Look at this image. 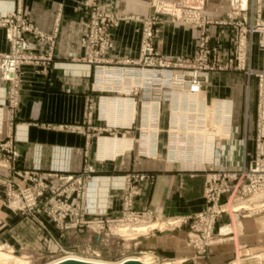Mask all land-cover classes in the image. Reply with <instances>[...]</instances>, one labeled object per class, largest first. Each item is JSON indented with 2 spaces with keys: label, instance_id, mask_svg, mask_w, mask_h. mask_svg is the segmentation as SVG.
Returning a JSON list of instances; mask_svg holds the SVG:
<instances>
[{
  "label": "crops",
  "instance_id": "obj_1",
  "mask_svg": "<svg viewBox=\"0 0 264 264\" xmlns=\"http://www.w3.org/2000/svg\"><path fill=\"white\" fill-rule=\"evenodd\" d=\"M90 2L91 0H21L19 4L18 0H0V14L18 6L41 31L55 34L54 58L51 63L21 65L19 104L14 111L8 102L12 85L10 81L2 78L0 72V138L18 136L16 143L22 154L17 161L20 168H36L45 173H77L81 171L85 159L93 164L95 171L88 180L87 190V200L91 203L88 217L118 216L122 199L121 192L112 189L114 182L120 181L123 173L137 170L148 171L152 175L149 182L143 183L142 194L136 197L137 209H152L159 218L194 214L202 210L205 207L204 170L212 166L195 163V159L188 158L185 150H180L188 145L190 133L198 131L193 128L183 131L180 125L175 128V120L172 121L175 126H172L174 130L170 138L167 141L165 136L161 147V133L167 132L168 114L167 107L165 111L162 107L158 127V100L144 103L146 106L143 108H149L155 115L143 118L145 123L142 125L143 132L139 141H135L131 150L127 147L116 157L108 156L112 150L110 146L117 145L116 139L105 138L102 157H108L102 158L99 156L100 132L76 131L68 127L84 121L88 98H93L96 103L93 123L97 126L106 124L105 120L99 118L98 102L103 92L94 88L95 68H88L78 60L86 53L83 41L86 29L83 22L88 18ZM150 2L151 0H100L105 10L123 15L119 25L111 32V43L106 53L110 60L136 59L140 56L143 19L152 15ZM205 7L210 16L225 18L229 12V0H207ZM160 17L161 23L156 28L155 47L167 56H193L198 43V30L189 25L173 23L166 16ZM224 35V48L231 52L233 44L229 32L225 30ZM28 37L34 40L33 35ZM49 46L48 41L40 42L33 52L44 54ZM9 50L10 43L5 29L0 27V52ZM254 63L259 66L257 62ZM232 74L235 76L233 80L224 82L213 77L212 84L215 87L221 86L218 97H229L233 100L235 112L237 98L240 96L238 85L248 78L250 87L251 78L242 70H235ZM210 87H207V96ZM104 93L115 94L112 91ZM192 96L191 99L197 100L195 102L199 116L196 120L201 122V116L205 117V127L199 128L204 139L207 141L213 138L215 141L218 137L226 136L221 142L219 166L232 169L249 162L254 156L255 126L248 132H243L242 128L235 129L231 118L233 114L228 115L225 108L227 101L214 99L209 107L202 102L204 97L198 90ZM132 103L133 107L137 106L134 101ZM103 105L106 114L113 117V112L110 111L111 98H105ZM128 106L127 100L124 107L118 106V109L126 111ZM164 112L167 118L165 125H162ZM125 114L129 118L130 112ZM139 123L137 121L131 129L128 125L118 128L116 132L128 141L130 135L140 134ZM104 133L108 135L111 131ZM201 160H206L205 156ZM0 172L6 175L9 170L0 167ZM46 178L49 181L56 179L48 174ZM5 196V186L0 181V231L3 228L5 231L0 242H3L14 226L25 223V219L18 213L4 206ZM41 219L49 230L54 229L52 220L46 216ZM28 221L36 229L41 227L32 219ZM240 228L238 233L235 222L227 215L220 219L216 225V234L228 240L211 248L206 256H196L190 249L185 228L162 234L154 231L143 239V245L138 248H153L164 259H181L186 264H221L231 261L238 264H264V212L241 217ZM3 244L10 245L8 241Z\"/></svg>",
  "mask_w": 264,
  "mask_h": 264
},
{
  "label": "built area",
  "instance_id": "obj_2",
  "mask_svg": "<svg viewBox=\"0 0 264 264\" xmlns=\"http://www.w3.org/2000/svg\"><path fill=\"white\" fill-rule=\"evenodd\" d=\"M20 1L18 0V3ZM206 2L207 0H151L152 15L143 19L140 56L136 59L126 58L116 61L110 60L106 53L110 47L112 29L119 25L123 15L116 11L105 10L100 0H91L88 18L83 22L86 29L83 40L86 53L78 60L88 68H95L94 88L103 92L98 102L99 118L105 120L106 124L97 126L93 123L96 103L93 98H88L84 121L68 127L76 131L100 132L98 139L100 157H102L105 138L116 139L117 145L110 146L112 150L108 155L116 157L127 147L131 150L136 141L133 135L127 141L126 137L116 132L117 129L126 125L131 129L139 121L141 138L142 125L145 123L143 118L149 115V111L143 106L140 107V102L158 100L160 106L158 127L161 109L164 102L167 104L168 139L174 130L172 126L180 125L183 131H188L190 128L198 131L197 134L191 131L190 142L197 136L196 140L202 139L201 145L206 146L204 137L199 132V128L206 125L205 117L201 116V122L196 120L199 113L196 110V98L191 99L193 92L198 88L207 91L210 72L234 67L244 71L249 77L254 74L257 78L253 158L232 169L220 167L219 149L222 141L221 137L217 136L212 145L215 151L213 156L207 160H200L199 156L194 160L195 163L212 166L204 170L205 207L194 214L159 218L152 209H137L135 198L142 194L143 183L149 182L152 178L150 172L137 170L123 173L120 181L114 182L112 189L120 191L122 199V208L118 216L88 217L91 203L87 200V186L90 176L95 171L93 164L85 159L81 171L77 173H45L36 168H20L17 161L22 154L16 143L18 136L14 135L7 139L0 138V167L9 170L6 175L0 172V181L5 186L6 207L38 222L46 231L49 229L41 219L42 216L52 220L61 230L89 228L98 235L109 230L111 233L124 236L120 229L129 228L136 233L138 232L136 229L142 223L146 222L149 226L153 221H163L167 226L164 229L157 227L149 231L177 230L187 226L188 246L198 256L205 255L211 248L228 240L226 237L217 236L218 221L226 214L232 221V215L240 214L242 217V212L249 211L230 210L229 204L243 202V197L264 193V0H229V12L225 18L210 16L206 12ZM160 16H166L173 23L189 25L198 30V43L193 56H167L155 47L154 40L156 28L161 23ZM0 27L5 29L10 43L8 52H0V72L2 78L10 81L12 85L8 102L11 110L14 111L19 104L21 65L51 63L54 58L55 34L41 31L18 6L0 14ZM225 30L229 32L233 44L231 52L224 48ZM28 35H33L34 40H30ZM257 35H261L263 39L260 64L255 67L253 48ZM44 41L50 42L45 53H34L38 43ZM105 91H112L115 94L104 93ZM108 97L112 100L110 111L113 112V117L111 114L108 116L103 108V102ZM215 99L231 100L233 114L234 104L231 98L216 97ZM127 100L129 106L126 111L122 108L118 109V106L124 107L122 102ZM213 100L209 102L207 96L202 102L211 104ZM132 101L139 107L135 115L130 107ZM127 111L130 112L129 118L125 114ZM174 118L177 119L175 125L172 124ZM231 118L233 122V116ZM107 130H110L111 134L106 135L104 131ZM183 133L186 136V133ZM207 144L212 143L208 141ZM47 174L53 175L56 179L49 181L46 178ZM261 209L263 211L264 206ZM171 221L178 222L171 224ZM140 235H136L131 240H137ZM145 252L153 253L154 264H161L162 257L155 250L140 251V254L143 255ZM65 254L73 253L65 252ZM165 262L177 263L171 259ZM184 262L185 260H180V263Z\"/></svg>",
  "mask_w": 264,
  "mask_h": 264
},
{
  "label": "rangeland",
  "instance_id": "obj_3",
  "mask_svg": "<svg viewBox=\"0 0 264 264\" xmlns=\"http://www.w3.org/2000/svg\"><path fill=\"white\" fill-rule=\"evenodd\" d=\"M262 39L263 38L261 35L255 36L256 44H254V48H253L254 49L253 50V62L255 61L257 62V64H260L259 59H260V53H261ZM254 66L258 67L255 65V63H254ZM235 70H238V69H235L233 67V68H228V69H217V70L210 72L208 86L209 87L211 86L213 89L210 87L209 89L210 91L208 92L209 102H211L213 99L218 97L219 96L218 94L221 91L220 85H216V87L213 86L212 84L213 77L219 79L218 81H224V82L228 81L229 82L233 80L232 79L233 77H235L232 74ZM249 78H251V80H249L250 87H249L248 78H247V81H245L243 84L238 85L237 89H238V92L240 93V96L239 98H237L235 112H233V123H234L233 127H235V129L242 128L243 132L244 131L248 132V130H250L253 125L254 126L256 125L255 123H256V103H257V95H256L257 78L254 74H252V76H250ZM195 92L196 91H194L193 93ZM198 92L204 98L207 97L206 95L207 91L203 89H198ZM207 105L209 107L211 106L210 104H207ZM163 107L165 111L167 107V104L165 102L163 104ZM166 118H167L166 113L164 112L163 118L161 121L162 125H165ZM140 135L141 133L140 134L136 133L135 135L137 142L139 141ZM165 136L167 139L168 132L165 133L163 131L161 133V147H163ZM130 137L132 136L130 135ZM224 137L226 136L221 137V141ZM203 165L208 166V164H203ZM4 202H5V199H4ZM260 202H261V198L259 197H255V196L244 197L243 202L229 204V209L232 210L234 208V210H242V209L249 210V211L242 212V215H243L242 217H245L248 214L249 215L259 214V213L264 212V210L261 211L262 209L259 207L258 203ZM4 206L6 207L5 204ZM19 216L22 219H25L23 220L25 223H21L22 225L20 224L18 226H14V228L10 232L7 231L8 233L4 237L3 242H0V253H4L12 257H15L17 259L23 260V262H26L27 264H51L57 260H60L68 256H74V257L81 258L84 260L86 259V260L97 261V262H102V263H109V264H117L118 262L123 261L128 258H144L146 254L141 255L140 251H149V250H154V249L153 248H138L140 245H143V239H145L146 237H149V235L153 233L154 231H158L159 233L162 234V233H171V232L179 230L177 229V230L149 231L150 229H148L147 231L142 232V233L141 232L133 233L129 229V231H127L126 234H123L125 236L124 237L120 234L111 233L109 230L99 235L94 230H91L89 228H71L68 230H61L52 221L55 226L54 229L52 228L49 231H46L42 227H39V229H36L35 225H33L32 223H30V221H28V220H31L30 218L23 217L20 214ZM170 217H177V216H170ZM240 219H241L240 214L235 215V216L232 215V220L235 222V229L238 233L239 231H241ZM154 223H155L154 228H157L158 221H155ZM0 227H1V224H0ZM162 227L163 226H160L159 228L161 229ZM186 227L187 226H184L182 228L183 229L185 228L186 234H187L188 229ZM3 233H5L4 228L3 230L0 231V237L3 236ZM136 235H140V236L137 238V240L132 241L131 238H135ZM6 241H8L11 246L3 244ZM65 252H71L73 254L67 255L65 254ZM207 254L208 253H206L205 255H201V256H206ZM148 255L149 254H147L146 257H149ZM171 260L176 261L177 263L175 264H186V262L180 263L181 259H171ZM150 261L152 262V258H150ZM165 261H168V259L164 260V258H162L161 264H173L171 262L169 263ZM203 264H209V263L204 262ZM221 264H238V263L231 261L229 263H221Z\"/></svg>",
  "mask_w": 264,
  "mask_h": 264
},
{
  "label": "bare ground",
  "instance_id": "obj_4",
  "mask_svg": "<svg viewBox=\"0 0 264 264\" xmlns=\"http://www.w3.org/2000/svg\"><path fill=\"white\" fill-rule=\"evenodd\" d=\"M198 89H201V88H198ZM196 91V90H195ZM152 101V100H151ZM220 101H227V104H226V106H225V108H227L226 109V111H227V113H228V115H229V113H231V115H232V104H231V102L229 101V100H220ZM150 101H144L143 103L142 102H140V107H144V106H146L144 103H149ZM122 103H124V105H125V102H122ZM118 104H119V102H118ZM137 104V103H136ZM222 105V104H221ZM130 107L133 109V113H134V115L138 112V106H134L133 107V103L131 102L130 103ZM144 109H146V110H148L149 111V108H144ZM230 109V110H229ZM219 111V110H218ZM218 113V112H217ZM152 115H155V113H151L150 111H149V115L148 116H145V117H148V118H150ZM227 115V116H228ZM202 116H204V115H202ZM219 116L221 117V115L219 114ZM180 120V119H179ZM203 120H204V117H203ZM175 121H177V119H175ZM179 123V122H178ZM175 128H178V126H176ZM180 128V127H179ZM199 132H201V131H199ZM202 133V132H201ZM195 134H197V133H195ZM231 134V133H230ZM202 137H203V134L201 135ZM196 137L197 136H195V140L194 141H191L190 142V140H189V143H188V145H186V147H184V148H181L180 150H185L187 153H186V155L188 156V158L189 159H198V157L200 156L201 158H200V160L201 159H203V157L205 156V159L207 160V159H209V158H211V156H213V152H215L214 151V148L212 147V145H213V141H214V139L212 138V139H209V140H205V139H203L204 140V144L206 145V146H202L201 145V143L203 142L202 141V139L200 140V141H202V142H200L199 141V139H197L196 140ZM229 137V136H228ZM180 139H183V137L181 138L180 137ZM185 139V138H184ZM191 139V138H190ZM208 141H211V143L212 144H207L208 143ZM194 144V145H193ZM175 150H173V152H174ZM202 153H201V152ZM252 196H255V197H259V198H261V202L260 203H258L259 204V207L260 208H262L263 206H264V193H260V194H253ZM244 198V197H243ZM262 202H263V204H262ZM232 206V205H231ZM241 207H243V206H241ZM241 207H240V209H241ZM228 208H229V206H228ZM234 209V208H233ZM237 209V208H236ZM239 209V208H238ZM155 221H153V222H151V224L149 225V226H147V224L148 223H142V224H144V225H142V226H140V227H138L136 230L140 233H142V232H145V231H147L148 229H153L154 227H155V223H154ZM173 222V223H172ZM175 222H178V221H171V224H174ZM157 226H158V228L160 227V226H163L164 228L167 226V224L165 223V222H163V221H160V222H158L157 223ZM161 228V229H164V228ZM130 229V228H129ZM129 229L127 230V229H120V231L123 233V234H126V232L127 231H129ZM133 233H135V232H133ZM131 239H133V238H131ZM144 254H149L148 256L150 257V258H152V262L150 261V258L149 257H146V255H145V257L144 258H128V259H125V260H123V261H120V262H118L117 264H121L122 262H124V261H127V260H130V259H136V260H140V261H142V262H144V263H146V264H154V261H153V259L155 258L154 257V255H153V253H151V252H146V253H144ZM70 259H78V260H84V259H81V258H77V257H74V256H68V257H64V258H62V259H60V260H57V261H55V262H53V263H51V264H58V263H60V262H63V261H65V260H70ZM84 261H89V262H97V261H91V260H84ZM98 263H102V262H98ZM0 264H27L26 262H23V260H20V259H17V258H15V257H12V256H10V255H7V254H4V253H0ZM106 264H109V263H106Z\"/></svg>",
  "mask_w": 264,
  "mask_h": 264
},
{
  "label": "water",
  "instance_id": "obj_5",
  "mask_svg": "<svg viewBox=\"0 0 264 264\" xmlns=\"http://www.w3.org/2000/svg\"><path fill=\"white\" fill-rule=\"evenodd\" d=\"M58 264H106V263H98V262H89V261L78 260V259H70V260H65L63 262H60ZM121 264H146V263H144L140 260L130 259V260L122 262Z\"/></svg>",
  "mask_w": 264,
  "mask_h": 264
}]
</instances>
